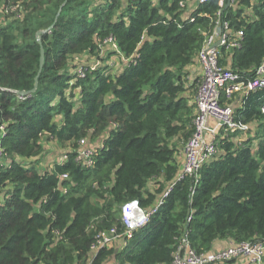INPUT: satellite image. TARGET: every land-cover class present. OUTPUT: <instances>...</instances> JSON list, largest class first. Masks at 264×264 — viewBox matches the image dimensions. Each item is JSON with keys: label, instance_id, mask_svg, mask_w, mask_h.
<instances>
[{"label": "trees", "instance_id": "obj_1", "mask_svg": "<svg viewBox=\"0 0 264 264\" xmlns=\"http://www.w3.org/2000/svg\"><path fill=\"white\" fill-rule=\"evenodd\" d=\"M226 2L0 0V264H171L183 235L198 253L217 239L264 242L260 89L235 113L253 131L221 130L196 185L176 182L144 226L91 251L98 232L124 230V202L150 208L175 181L201 82L188 68L218 11L231 37L242 32L238 47H219V65L245 81L264 62V0ZM39 30L44 65L22 97L39 69ZM114 55L118 67L106 64ZM82 139L98 142L91 166L76 160ZM50 141L67 160L41 171Z\"/></svg>", "mask_w": 264, "mask_h": 264}, {"label": "built area", "instance_id": "obj_2", "mask_svg": "<svg viewBox=\"0 0 264 264\" xmlns=\"http://www.w3.org/2000/svg\"><path fill=\"white\" fill-rule=\"evenodd\" d=\"M205 1L207 0H199V2ZM180 4L183 5V2ZM221 14V11L217 12L215 27L206 35L203 47L198 53L202 78L195 97L196 113L193 120L195 130L182 148L184 161L175 181L168 185L158 202L150 208L143 207L138 199L124 202L119 211L124 230L119 233L116 227H111L98 232L96 241L91 246L93 253L100 248L115 245L124 235L130 236L134 230L144 226L176 182L182 181L185 177H192L193 184L196 185L200 169L217 154V137L221 130L244 136L253 131L252 124L243 121L242 117L235 113L236 108L243 106L246 95L264 89V62L256 67L251 78L245 81L242 80L241 73L219 65V47L224 45L227 50L238 47L239 38L242 36L241 31L235 32L234 37L229 35L228 23L222 20ZM220 39L219 45L214 47L213 45ZM108 42L116 48L111 38ZM78 72L82 75V70ZM222 96L226 102L221 100ZM235 98L239 100L236 108L231 102ZM260 111L264 115V104ZM87 142L86 139L80 140L76 160L85 166H91L94 163L96 148L87 145ZM66 160L67 154L59 160V163H64ZM67 177V174L62 175L64 179ZM190 219L191 216H188L187 220ZM237 259L246 260L248 264H264V242H233L227 247L198 253L192 248L186 235H183L178 240L171 264H222Z\"/></svg>", "mask_w": 264, "mask_h": 264}, {"label": "rangeland", "instance_id": "obj_3", "mask_svg": "<svg viewBox=\"0 0 264 264\" xmlns=\"http://www.w3.org/2000/svg\"><path fill=\"white\" fill-rule=\"evenodd\" d=\"M9 13V12H8ZM4 18H5V14H4V12H3V5L2 4H0V23L2 22V21H4ZM10 19V18H9ZM84 58H86V57H84ZM84 58H82V59H84ZM90 59V61L91 62H93V63H99V59H98V57H90L89 58ZM118 59H119V57H118V55H114L113 57H111L108 61H106V64L107 65H110V66H113L114 64H116V60L118 61ZM116 67H118V65L116 64ZM197 69H199V68H197ZM113 70H116V68L115 69H113ZM197 71V70H196ZM199 71V70H198ZM198 71L196 72V73H193V77L195 76L196 78L198 77H200V76H198V75H200L199 73H198ZM190 78H192V76L190 77ZM201 80V78L199 79V81ZM199 84V83H198ZM197 87H198V85H197ZM197 90V89H196ZM221 100L222 101H225L226 102V100L224 99V97L222 96L221 97ZM255 125V124H254ZM257 141L258 140H255L254 141V145H256L257 144ZM98 144V142H96V141H92V142H89L87 145H90V146H94L95 148H96V145ZM254 145H253V147H254ZM64 151H66V149L64 148V147H62L59 143H57L56 141H50V142H48V143H46L45 144V152H44V154L43 155H41V157L37 160V163H38V167H39V169L42 171V170H45V169H49L51 166H52V164L54 163V162H56V161H59L60 159H62V157L65 155V154H67V153H65ZM0 161H5V162H7L5 159H3V158H1L0 157ZM114 246V245H113ZM109 264H113V262H111V263H109ZM230 264H247L244 260H232L231 262H230Z\"/></svg>", "mask_w": 264, "mask_h": 264}, {"label": "crops", "instance_id": "obj_4", "mask_svg": "<svg viewBox=\"0 0 264 264\" xmlns=\"http://www.w3.org/2000/svg\"><path fill=\"white\" fill-rule=\"evenodd\" d=\"M199 1V0H198ZM197 2V1H196ZM195 2V4H196ZM199 68V69H197ZM191 72L193 73H196L198 70V73L200 75V78H202V71H201V66H200V63L198 61V58L195 60V62L191 65H189V68H188ZM197 70V71H196ZM196 76V75H195ZM232 102V105L236 108L238 107V104H239V100L237 98H235ZM89 143V142H87ZM175 158H176V163L178 164V167L179 169L181 168V165L184 161V156H183V153H182V145H179L178 146V152L177 154L175 155ZM59 162V161H58ZM234 241L231 240V239H217L214 241L213 243V247L212 249H219V248H223V247H227L229 245H231ZM237 260H243V259H237ZM246 262V260H244ZM247 263V262H246ZM248 264V263H247Z\"/></svg>", "mask_w": 264, "mask_h": 264}, {"label": "water", "instance_id": "obj_5", "mask_svg": "<svg viewBox=\"0 0 264 264\" xmlns=\"http://www.w3.org/2000/svg\"><path fill=\"white\" fill-rule=\"evenodd\" d=\"M232 5V0H227L226 4H225V7L224 9H227L228 7H230ZM58 15V14H57ZM52 28V25L48 27L47 30H50ZM45 31H42V30H39L37 32V40H38V43L40 44V60H39V69H38V72H37V75L35 77V83H34V86L32 89L26 91V90H21V91H18V94L20 96H26V95H29L31 93H33L35 90H36V87L38 85V78H39V75L41 73V70L43 68V65H44V61H45V58H44V48L42 46V43H41V39H40V36L44 33ZM221 39L218 40L213 46L216 47L219 45Z\"/></svg>", "mask_w": 264, "mask_h": 264}]
</instances>
